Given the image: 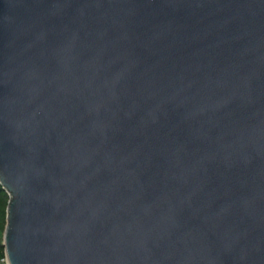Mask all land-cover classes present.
<instances>
[{"label": "water", "instance_id": "water-1", "mask_svg": "<svg viewBox=\"0 0 264 264\" xmlns=\"http://www.w3.org/2000/svg\"><path fill=\"white\" fill-rule=\"evenodd\" d=\"M8 264H264V0H0Z\"/></svg>", "mask_w": 264, "mask_h": 264}, {"label": "trees", "instance_id": "trees-1", "mask_svg": "<svg viewBox=\"0 0 264 264\" xmlns=\"http://www.w3.org/2000/svg\"><path fill=\"white\" fill-rule=\"evenodd\" d=\"M9 200L10 196L8 192L0 184V264L4 259H6L4 247V233L7 226Z\"/></svg>", "mask_w": 264, "mask_h": 264}, {"label": "built area", "instance_id": "built-area-1", "mask_svg": "<svg viewBox=\"0 0 264 264\" xmlns=\"http://www.w3.org/2000/svg\"><path fill=\"white\" fill-rule=\"evenodd\" d=\"M1 264H8L7 259H4Z\"/></svg>", "mask_w": 264, "mask_h": 264}]
</instances>
